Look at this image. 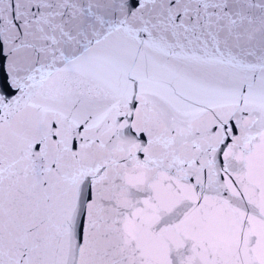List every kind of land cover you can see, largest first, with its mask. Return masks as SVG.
<instances>
[{"label":"snow or ice","instance_id":"1","mask_svg":"<svg viewBox=\"0 0 264 264\" xmlns=\"http://www.w3.org/2000/svg\"><path fill=\"white\" fill-rule=\"evenodd\" d=\"M0 264H264V0H0Z\"/></svg>","mask_w":264,"mask_h":264}]
</instances>
